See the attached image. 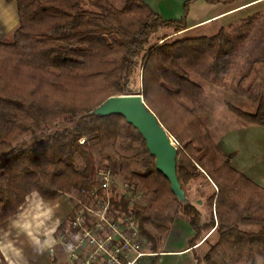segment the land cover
I'll use <instances>...</instances> for the list:
<instances>
[{"label":"trees","instance_id":"obj_1","mask_svg":"<svg viewBox=\"0 0 264 264\" xmlns=\"http://www.w3.org/2000/svg\"><path fill=\"white\" fill-rule=\"evenodd\" d=\"M123 1L117 7L110 0H15L13 39L0 40V224L33 192L54 200L92 182L93 169L103 163L95 165L89 144L79 142L85 135L126 152H117L118 166L145 191L146 202L132 210L151 250L161 251L170 223L182 214L193 231L189 245L204 248L201 254L193 248L196 264H264V184L233 165L235 153L220 148L190 104L204 93L195 76L224 80L247 43L233 87L256 101V110L229 107L246 123L264 126V27L249 33L226 25L213 35L182 37L177 34L188 27L192 0L177 19L164 18L145 0ZM122 94H142L179 142L177 174L188 201H180L157 170L136 127L121 114L93 113ZM200 182L207 186L200 194L208 217L190 195Z\"/></svg>","mask_w":264,"mask_h":264},{"label":"rangeland","instance_id":"obj_2","mask_svg":"<svg viewBox=\"0 0 264 264\" xmlns=\"http://www.w3.org/2000/svg\"><path fill=\"white\" fill-rule=\"evenodd\" d=\"M110 1L117 7L124 5L123 0ZM251 13L242 11L240 14L243 16L229 24V27L239 29L244 26L249 33L263 28L264 12L255 11L257 15L248 17ZM168 31L166 29L161 33ZM243 31L246 33L245 30ZM177 35L189 36L184 33L181 35V32ZM12 39V32L6 33L2 38L3 41ZM246 48L247 43L239 50L237 61L230 67L224 80L210 82L195 76V80L203 87L204 93L198 102L190 104L204 116L211 134L220 148L227 153H235L233 165L257 182L264 184V126L246 123L229 107V104H233L248 112L256 110L257 102L240 95L233 87L244 68L245 58L243 56ZM142 68L143 65L136 70L135 81L139 88L141 87ZM86 143L89 144L88 148L95 165L105 162L106 152H111L116 157L119 156L118 151L126 153L116 142L110 141L100 145L88 139ZM193 187L190 195L203 210L205 217H208L210 208L200 194L201 189L205 191L207 186L204 182H200V184L195 183ZM72 194L73 191L66 192L54 200H46L36 192L31 193L19 211L0 224L2 226L0 227V264H69L52 257L50 249L54 246L57 247L58 237L70 220L75 201ZM176 205V201H172L171 212H174ZM170 225L172 224L170 223ZM246 227L257 228L255 225ZM168 234L164 237V242L171 239ZM169 243V246L175 245L172 241ZM203 251L204 248L198 249L200 254ZM156 252L157 255L163 253L162 250ZM147 259L148 261H144L143 264H149L153 260V258Z\"/></svg>","mask_w":264,"mask_h":264},{"label":"built area","instance_id":"obj_3","mask_svg":"<svg viewBox=\"0 0 264 264\" xmlns=\"http://www.w3.org/2000/svg\"><path fill=\"white\" fill-rule=\"evenodd\" d=\"M170 133V132H169ZM173 143H179L170 133ZM83 136L79 142L85 144ZM70 220L60 233L56 260L69 264H142L158 253L148 247L132 206L145 203V191L120 171L118 156L105 153L102 166L93 169L92 182L72 194ZM125 201L128 207H122Z\"/></svg>","mask_w":264,"mask_h":264},{"label":"crops","instance_id":"obj_4","mask_svg":"<svg viewBox=\"0 0 264 264\" xmlns=\"http://www.w3.org/2000/svg\"><path fill=\"white\" fill-rule=\"evenodd\" d=\"M145 1L164 18L177 19L184 14L186 0ZM242 11L248 13L264 12V0H192L186 16L188 27L181 31V35L182 33L189 34V36L213 35L222 26L229 25L242 17L243 14H240ZM17 25L18 11L15 0H0V40L6 33L12 32ZM182 216V214L175 216L168 234L171 239L163 241L165 243L161 246L163 253L159 255L156 264H196L193 248L198 250L200 245H189L188 239L193 231L189 218ZM170 241L175 243V247L168 245ZM144 261L146 262L148 259H144L142 264Z\"/></svg>","mask_w":264,"mask_h":264},{"label":"water","instance_id":"obj_5","mask_svg":"<svg viewBox=\"0 0 264 264\" xmlns=\"http://www.w3.org/2000/svg\"><path fill=\"white\" fill-rule=\"evenodd\" d=\"M94 114L107 116L121 114L138 129L147 149L155 156L156 168L170 181L180 201H188L177 174L178 147L157 115L146 105L142 94L112 95L93 109Z\"/></svg>","mask_w":264,"mask_h":264}]
</instances>
